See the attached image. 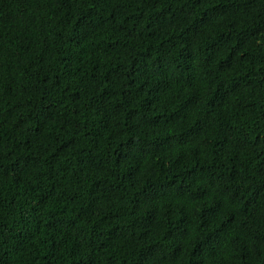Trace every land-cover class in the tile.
<instances>
[{"label": "trees", "instance_id": "trees-1", "mask_svg": "<svg viewBox=\"0 0 264 264\" xmlns=\"http://www.w3.org/2000/svg\"><path fill=\"white\" fill-rule=\"evenodd\" d=\"M0 264H264V0H0Z\"/></svg>", "mask_w": 264, "mask_h": 264}]
</instances>
